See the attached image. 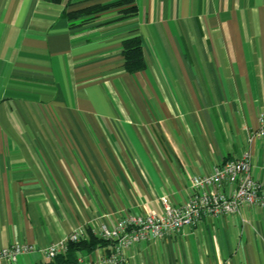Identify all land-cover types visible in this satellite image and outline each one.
Instances as JSON below:
<instances>
[{"label": "crops", "instance_id": "1", "mask_svg": "<svg viewBox=\"0 0 264 264\" xmlns=\"http://www.w3.org/2000/svg\"><path fill=\"white\" fill-rule=\"evenodd\" d=\"M0 0V248L33 253L126 214L180 206L192 178L251 155L264 180V0ZM139 37L145 68L126 71ZM232 188H228L230 192ZM100 247L82 253L92 262ZM123 264H264V210L203 218L123 252ZM2 264H8L2 262Z\"/></svg>", "mask_w": 264, "mask_h": 264}, {"label": "built area", "instance_id": "2", "mask_svg": "<svg viewBox=\"0 0 264 264\" xmlns=\"http://www.w3.org/2000/svg\"><path fill=\"white\" fill-rule=\"evenodd\" d=\"M258 131L252 136L264 137V111L258 115ZM232 188L228 192V188ZM163 212L142 215L126 214L114 226H100L91 232L114 242V251L105 253L96 263L78 255L76 264H123V252L136 244L160 241L179 233L186 226L194 227L203 218H219L241 214L245 208L264 210V180L251 174V155L245 151L239 158L227 160L212 168L209 176L195 177L190 182V197L180 206H173L163 198ZM86 238V230L71 232L63 242L44 250L47 259H52L66 249L68 242H79ZM32 246L12 243L0 248V264H17L18 258L33 253Z\"/></svg>", "mask_w": 264, "mask_h": 264}, {"label": "trees", "instance_id": "3", "mask_svg": "<svg viewBox=\"0 0 264 264\" xmlns=\"http://www.w3.org/2000/svg\"><path fill=\"white\" fill-rule=\"evenodd\" d=\"M58 1V0H51ZM118 9L121 17L118 20L126 19L136 13L134 0H117L107 5H97L85 9L67 13L69 19H76L87 16H95L104 11ZM123 63L127 72L135 73L145 68L141 41L139 37H132L123 42ZM106 248V253L111 254L114 251V242L104 240L94 235L91 230L87 231L86 238L79 242H68L64 252L58 254L52 259H48L45 264H76L78 255L82 253H91L97 248Z\"/></svg>", "mask_w": 264, "mask_h": 264}]
</instances>
